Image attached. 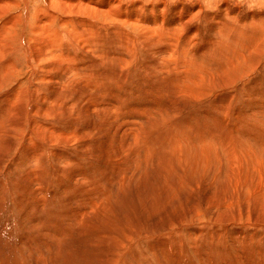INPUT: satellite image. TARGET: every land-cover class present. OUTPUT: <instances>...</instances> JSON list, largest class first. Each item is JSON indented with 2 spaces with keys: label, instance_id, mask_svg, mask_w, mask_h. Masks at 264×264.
Masks as SVG:
<instances>
[{
  "label": "rangeland",
  "instance_id": "obj_1",
  "mask_svg": "<svg viewBox=\"0 0 264 264\" xmlns=\"http://www.w3.org/2000/svg\"><path fill=\"white\" fill-rule=\"evenodd\" d=\"M16 1L0 26L31 46L45 0ZM133 1L83 18L61 77L42 60L0 90V264H264V10Z\"/></svg>",
  "mask_w": 264,
  "mask_h": 264
},
{
  "label": "bare ground",
  "instance_id": "obj_2",
  "mask_svg": "<svg viewBox=\"0 0 264 264\" xmlns=\"http://www.w3.org/2000/svg\"><path fill=\"white\" fill-rule=\"evenodd\" d=\"M25 2H27L28 0H24ZM24 2V3H25ZM154 2V1H153ZM152 2V3H153ZM236 2V1H235ZM44 8L43 9H39L34 11V15H33V19H34V24L32 27V30L30 32V41L32 43V45L30 46L27 43V40L22 37L20 45L18 44L17 48L16 46H13L12 43L9 41V39L7 37H5V34L9 31L8 29L10 27H15L16 23L19 21L18 17H11L9 20H5V22L0 26V58H3V63H0V73H2V75L6 78V81L0 85V90L2 91V88L4 86H6L8 84V82L13 78V75L16 72H19V70L21 69L22 66L27 65L28 67H30L34 72L36 71V65L39 66L40 62L42 60H44L46 62V66L44 67V71H46V67H47V71L48 70H52V69H59L61 70L62 73L57 75L58 77H61L66 71H68L70 68H68L69 64H67V67H61L60 66V61H59V57H60V53L62 52L60 47H62V43H66L67 46L69 44H73V43H78L80 42L82 45H87L90 42L89 41H83L85 39L80 40V31L78 30L79 27L83 26L85 23H88L87 20L83 19L86 18L88 19V16H91L92 14H99V13H103V15L106 17L108 16L107 14H111V10H113V6L115 5L117 8L120 6V0H45L44 2ZM165 2L163 0H160L157 4L156 7L159 10V12L162 13V11H165L166 7H164ZM230 3V2H229ZM27 4V3H26ZM141 2L138 1H133L132 5L130 6L131 9H133L134 11H137V7H141ZM175 4V3H174ZM237 4V2H236ZM153 5V4H152ZM203 5V4H202ZM231 5V4H230ZM13 6H18V3L16 0H0V17L5 16L7 13H9L10 9ZM199 6V5H197ZM173 7V6H172ZM178 9H180V11H182L184 9V7L181 4H177ZM145 8V7H144ZM171 8V7H170ZM235 8V7H234ZM140 9V8H139ZM168 9V8H167ZM177 9V8H176ZM172 10V9H171ZM175 10V9H174ZM232 10V9H231ZM238 10V7H237ZM178 11V10H176ZM127 12V11H126ZM125 12V13H126ZM138 12V11H137ZM151 12V11H150ZM215 12V11H214ZM83 15H80V14ZM229 13V12H228ZM225 14V12H224ZM234 14V13H233ZM254 14V13H253ZM118 15V14H117ZM236 15V12L235 14ZM133 16V15H132ZM177 16V15H176ZM175 16V17H176ZM256 16V15H255ZM57 18H60V27L61 29L65 28V27H69L72 28L73 31H69V33H72V39H70V37L66 36L67 34H60V33H48L49 28L54 25L55 21L57 20ZM120 17V16H117ZM189 17V15H188ZM247 17V16H246ZM120 18H124V17H120ZM134 18V16H133ZM163 18V16H162ZM256 18V17H255ZM261 18V17H260ZM259 18V19H260ZM187 19V18H186ZM134 20V19H133ZM190 20V19H189ZM246 20V19H245ZM264 20V19H263ZM90 21V20H89ZM216 21V20H215ZM257 21V20H256ZM161 22V21H160ZM165 22V21H164ZM241 22H243V20H241ZM240 21L237 23L240 24ZM258 22V21H257ZM92 23V22H91ZM183 23V22H182ZM185 23V20H184ZM202 23V22H201ZM220 23V22H219ZM230 23V22H229ZM256 23V22H255ZM160 24V23H159ZM180 24V23H179ZM192 24V23H191ZM224 24V23H223ZM243 24V23H242ZM249 24V22H248ZM254 24V23H253ZM259 24V23H257ZM178 24H175V26ZM141 26V25H140ZM145 26V25H144ZM245 26V24H244ZM137 27V26H136ZM139 27V26H138ZM142 27V26H141ZM147 26H145L146 29ZM143 28V27H142ZM235 28V27H234ZM259 28V27H258ZM92 29V28H91ZM144 29V30H145ZM251 29V28H250ZM260 29V28H259ZM176 30V29H175ZM237 30H238V26H237ZM257 30V29H256ZM147 31V30H146ZM143 31L144 34L148 35V31ZM254 31V30H253ZM237 32V31H236ZM252 32V30H251ZM213 33V32H212ZM83 34V33H82ZM170 34V33H169ZM255 34V33H254ZM253 34V35H254ZM11 35V34H10ZM71 36V34H69ZM84 35V34H83ZM85 36V35H84ZM85 38L88 36H85ZM150 37V35H148ZM152 36V35H151ZM247 36V35H246ZM250 36V35H249ZM252 36V35H251ZM91 37V36H90ZM97 37V36H96ZM117 37V36H116ZM141 38V37H140ZM144 38V37H143ZM142 38V39H143ZM145 38V39H146ZM252 38V37H251ZM145 39L141 40V42H145ZM150 39V38H149ZM78 42H75V41ZM117 40V39H116ZM147 40V39H146ZM161 40V39H160ZM163 40V39H162ZM248 40V39H247ZM53 41V42H52ZM83 41V42H82ZM123 41V40H122ZM149 41V40H148ZM164 41V40H163ZM236 41V40H235ZM147 42V41H146ZM171 42V41H170ZM87 43V44H85ZM139 45H142V43L140 44V40H139ZM155 43V42H154ZM165 43V42H164ZM80 44V45H81ZM96 44V43H95ZM100 44V43H99ZM122 44V43H121ZM216 44V43H215ZM74 45V44H73ZM92 45V44H91ZM98 45V44H97ZM118 45V44H117ZM116 45V48H117ZM94 46V45H93ZM112 46V45H111ZM150 46V45H149ZM251 46V45H250ZM64 47V46H63ZM74 47V46H73ZM142 47V46H141ZM155 47V46H154ZM152 46V48H154ZM166 47V46H165ZM216 47V46H214ZM16 48V49H15ZM66 48V47H65ZM170 48V47H169ZM248 46L245 48L247 49ZM151 49V48H150ZM172 49V48H171ZM238 49V48H237ZM21 51V53L23 54V56H25V63L26 64H21L19 63V60L15 58V54L17 51ZM92 50V48H91ZM160 50V49H159ZM162 50V49H161ZM213 50V49H212ZM242 50V49H241ZM86 51V50H85ZM89 51V49H88ZM177 51V50H176ZM187 51V50H186ZM223 51V50H222ZM231 51V50H230ZM75 52V51H74ZM218 52V51H217ZM239 52V51H238ZM260 52V51H259ZM263 52V50H262ZM67 53V51H66ZM231 54V52H229ZM228 53V54H229ZM234 53V52H233ZM237 53V52H236ZM81 55V54H80ZM233 55V54H232ZM235 55V54H234ZM240 53H238V57H239ZM65 56V54H64ZM189 56V55H188ZM241 56V55H240ZM231 57V56H230ZM233 57V56H232ZM70 58V57H69ZM24 59V57H23ZM68 60V59H67ZM234 60V59H233ZM63 61V60H61ZM228 61V60H226ZM236 61V60H235ZM15 62V64H14ZM159 62V61H157ZM233 62V61H230ZM230 62L228 64H230ZM19 63V65H18ZM73 63V61H72ZM112 63V62H111ZM114 63V62H113ZM163 63V62H162ZM181 63V62H180ZM227 63V62H226ZM63 64V63H62ZM234 64V63H233ZM114 65V64H113ZM43 66V65H42ZM132 66V65H131ZM230 66V65H229ZM41 67V66H40ZM227 67V65H226ZM74 68V67H73ZM35 69V70H34ZM43 69V68H42ZM162 69V68H161ZM41 71V70H39ZM43 70L41 71L42 73H45ZM120 71V70H119ZM151 71V70H150ZM52 72V71H51ZM60 72V71H59ZM166 72V71H163ZM74 73V72H73ZM90 73V72H89ZM47 74V73H45ZM52 74V73H51ZM9 75V77H8ZM49 75V74H48ZM12 76V77H10ZM234 76V75H233ZM52 77V76H51ZM188 77V76H187ZM235 77V76H234ZM230 78V77H229ZM48 79V77L46 78ZM54 79L56 80V76L54 77ZM65 79V78H64ZM185 79V78H184ZM213 79V78H212ZM227 79V77L225 78ZM58 80V79H57ZM182 80V79H181ZM222 80V79H221ZM224 80V79H223ZM235 81H237L236 79H233ZM43 81V79H42ZM45 81V80H44ZM83 81V80H82ZM231 81V80H230ZM233 81V82H235ZM59 81L56 82H52V79H48V86L55 84V85H59V83H57ZM212 82V81H211ZM227 82V81H226ZM232 82V83H233ZM181 83V82H180ZM224 83V82H223ZM222 83V84H223ZM228 83V82H227ZM231 83V82H230ZM229 83V84H230ZM187 84V83H186ZM193 84V83H192ZM214 84V83H213ZM233 85V84H232ZM227 86H230L227 84ZM35 87V85H34ZM44 87V86H43ZM215 87V86H214ZM221 87V85H220ZM223 87V86H222ZM226 87V86H225ZM39 88V87H38ZM208 90V89H207ZM226 90V89H225ZM90 92V91H89ZM184 92V91H183ZM95 93V92H94ZM178 94V93H177ZM24 95V94H23ZM38 95V94H37ZM55 95V94H54ZM181 95V94H180ZM203 95V94H202ZM14 96V95H13ZM185 96V95H184ZM35 97V96H34ZM52 97V96H51ZM65 97V96H64ZM55 98V97H54ZM68 98V97H67ZM66 98V99H67ZM203 98V97H202ZM10 99V98H9ZM12 99V98H11ZM56 99V98H55ZM194 99V98H193ZM41 100V99H40ZM43 100V99H42ZM60 100V98H59ZM65 100V99H64ZM199 100V99H198ZM52 101V100H51ZM41 102V101H40ZM43 102V101H42ZM64 102V101H63ZM200 103V102H199ZM76 104V103H75ZM30 105V104H29ZM74 105V104H73ZM22 107V106H21ZM35 108V107H34ZM35 110V109H34ZM44 110V109H43ZM43 110L41 112H43ZM32 112V111H31ZM38 113V112H37ZM9 115V114H8ZM30 115V114H29ZM32 115V114H31ZM38 115V114H37ZM43 115V114H42ZM10 116V115H9ZM36 116V115H35ZM51 116V115H50ZM62 116V115H61ZM64 116V115H63ZM31 117V116H28ZM67 117V116H66ZM44 118V117H43ZM87 120V119H86ZM1 125V124H0ZM109 127V126H108ZM69 131V130H68ZM40 132V131H39ZM51 133V132H50ZM53 133V132H52ZM42 134V133H41ZM69 134V133H68ZM52 135V134H50ZM8 136V135H7ZM50 137V136H49ZM58 137V136H57ZM61 137V135L59 136ZM181 137V136H180ZM1 138V137H0ZM52 138V137H51ZM49 139L48 141L50 142H55V139L58 138H53V139ZM62 138V137H61ZM46 140V139H45ZM63 140V138H62ZM66 140V139H64ZM85 141H83L84 143ZM44 143V142H43ZM57 143V141H56ZM68 144V143H67ZM237 145V144H236ZM43 146V145H42ZM84 146V145H83ZM235 146V145H234ZM87 147V146H86ZM89 147V146H88ZM182 147V146H181ZM236 147V146H235ZM238 147V146H237ZM238 149H240L238 147ZM233 150V149H232ZM104 151V150H103ZM188 151V150H187ZM236 151V150H235ZM252 151V150H250ZM249 151V152H250ZM170 152V151H169ZM224 152V151H223ZM248 152V151H247ZM253 152V151H252ZM106 153V152H105ZM251 153V152H250ZM232 155H234L233 153H231ZM231 154H229L230 156H232ZM249 155V153H248ZM229 156V157H230ZM23 157V156H22ZM243 157V156H242ZM248 157V156H247ZM250 157H252V155L250 154ZM249 157V158H250ZM241 158V157H240ZM240 158L238 157V155H234L233 156V161L232 162H239L240 163ZM245 159V158H243ZM248 159V158H247ZM238 160V161H236ZM249 160V159H248ZM121 161V160H120ZM134 161V159H133ZM246 161V160H245ZM222 162V161H221ZM223 163V162H222ZM227 163V162H226ZM227 165V164H226ZM229 165V162H228ZM63 166V165H62ZM239 166V165H238ZM242 166V164H241ZM250 166V165H248ZM203 167V166H202ZM244 168V167H243ZM241 170V169H240ZM244 170V169H243ZM248 171V169L246 168V170L244 171L243 174H246V172ZM241 173V172H240ZM29 174V173H28ZM166 176V175H165ZM164 176V177H165ZM184 176V175H183ZM238 176V175H237ZM186 177V176H185ZM261 177V176H259ZM235 178V177H234ZM251 182V181H250ZM251 185V184H250ZM261 186V185H260ZM36 187V186H35ZM254 189V188H253ZM252 189V191H253ZM257 189V188H256ZM255 189V192H257ZM261 188H259L258 190H260ZM251 191V192H252ZM37 192V191H36ZM103 194V193H102ZM245 194V193H244ZM257 194H259V192H257ZM40 197V195H39ZM109 197V196H108ZM250 197V196H249ZM36 199V198H35ZM40 199V198H39ZM254 199V198H253ZM105 202V201H104ZM106 206V205H105ZM105 209V208H103ZM90 211V208H89ZM94 211V210H93ZM102 211V210H101ZM230 211V210H229ZM95 212V211H94ZM97 212V211H96ZM100 212V211H99ZM98 213V212H97ZM13 214V213H12ZM231 214V211H230ZM234 214V213H233ZM221 215V214H220ZM219 215V216H220ZM235 215V214H234ZM232 215V216H234ZM239 215V214H238ZM216 216V215H215ZM231 216V215H230ZM229 216V217H230ZM240 216V215H239ZM82 217V216H80ZM235 217V216H234ZM240 218V217H239ZM219 219V218H218ZM223 219V218H221ZM229 219V218H228ZM236 220V218H234ZM227 220V219H226ZM231 220V217L230 219ZM233 220V217H232ZM238 220V219H237ZM220 222V221H218ZM217 222V223H218ZM223 222V221H222ZM226 222V221H225ZM229 222V221H228ZM227 222V223H228ZM240 223V222H239ZM260 227V226H259ZM225 228V227H224ZM206 230V229H205ZM215 230V229H214ZM179 231V230H178ZM176 232V231H175ZM180 233V232H179ZM142 234V233H141ZM177 234V233H175ZM135 235V234H134ZM137 235V233H136ZM135 235V236H136ZM136 238V237H135ZM121 245V244H120ZM133 245V243H132ZM121 247V246H120ZM119 247V248H120ZM123 247V245H122ZM131 247V246H130ZM118 248V249H119ZM134 248V247H133ZM122 249V248H120ZM128 250V249H127ZM131 250V249H130ZM119 253V252H118ZM117 254V253H116ZM120 254V253H119ZM50 257V256H49ZM117 257V256H116ZM124 257V256H123ZM39 258V257H38ZM43 258V257H42ZM119 258V257H117ZM125 259V258H124ZM50 260V259H49ZM137 260V259H136ZM41 261V259H40ZM124 262V261H121ZM44 263V262H42ZM125 263V262H124ZM41 264V262H40Z\"/></svg>",
  "mask_w": 264,
  "mask_h": 264
},
{
  "label": "clouds",
  "instance_id": "obj_3",
  "mask_svg": "<svg viewBox=\"0 0 264 264\" xmlns=\"http://www.w3.org/2000/svg\"><path fill=\"white\" fill-rule=\"evenodd\" d=\"M224 0H218L216 7L211 9L213 11H217L219 8V5L223 3ZM204 6L207 7L209 0H203ZM233 6H243L245 7L248 11H254V10H264V0H238L237 5ZM230 15H228L227 9L225 10V19H228ZM219 29H217V32ZM215 35V33H214Z\"/></svg>",
  "mask_w": 264,
  "mask_h": 264
}]
</instances>
